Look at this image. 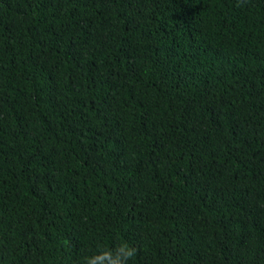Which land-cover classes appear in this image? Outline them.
Segmentation results:
<instances>
[{
    "label": "trees",
    "instance_id": "1",
    "mask_svg": "<svg viewBox=\"0 0 264 264\" xmlns=\"http://www.w3.org/2000/svg\"><path fill=\"white\" fill-rule=\"evenodd\" d=\"M113 261L264 264V0H0V264Z\"/></svg>",
    "mask_w": 264,
    "mask_h": 264
},
{
    "label": "clouds",
    "instance_id": "2",
    "mask_svg": "<svg viewBox=\"0 0 264 264\" xmlns=\"http://www.w3.org/2000/svg\"><path fill=\"white\" fill-rule=\"evenodd\" d=\"M120 250L122 252H124L126 260L134 257L135 254H136V249L131 247L130 245H127V244L122 245L120 247ZM105 258H109L110 259L111 258L110 253H105L103 257H99V259H101V260H103ZM113 264H120V262L119 261H113Z\"/></svg>",
    "mask_w": 264,
    "mask_h": 264
}]
</instances>
